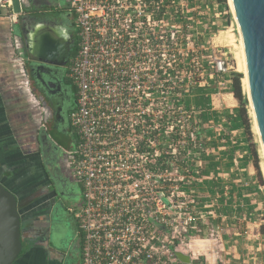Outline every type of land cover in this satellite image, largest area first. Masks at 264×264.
Wrapping results in <instances>:
<instances>
[{
    "label": "built area",
    "instance_id": "built-area-1",
    "mask_svg": "<svg viewBox=\"0 0 264 264\" xmlns=\"http://www.w3.org/2000/svg\"><path fill=\"white\" fill-rule=\"evenodd\" d=\"M184 3L71 0L79 43L68 73L77 88L71 124L79 141L67 164L84 188L75 214L82 264H203L192 244L199 247L206 228L208 239L221 238L202 188L211 138L189 99L191 88L232 67L210 58L204 79ZM0 6L12 13V0Z\"/></svg>",
    "mask_w": 264,
    "mask_h": 264
},
{
    "label": "flooded vegetation",
    "instance_id": "flooded-vegetation-1",
    "mask_svg": "<svg viewBox=\"0 0 264 264\" xmlns=\"http://www.w3.org/2000/svg\"><path fill=\"white\" fill-rule=\"evenodd\" d=\"M68 4L64 17L70 23L74 17L71 0ZM29 21L18 18L21 29L12 30L14 63H20L22 72L0 83V182L18 198L23 221V250L16 264H82L84 233L76 216L73 219L71 215L84 206V188L74 179L67 164L68 153L79 141L71 124V115L78 103L77 88L68 73L77 46L75 43L65 50V56L70 54L69 61L63 60L65 65L56 81L45 82L43 86L36 84L24 60V34L29 33ZM16 80L20 83L19 97H24L28 108L23 118L19 117L21 113L16 114L18 104L6 99L3 92L8 90V83ZM21 122L27 125L36 145L31 152L22 149L15 137L13 126ZM61 162L67 165L72 179L59 173ZM4 163L9 169L8 176L2 174ZM77 239L79 249L75 252L72 241Z\"/></svg>",
    "mask_w": 264,
    "mask_h": 264
},
{
    "label": "crops",
    "instance_id": "crops-1",
    "mask_svg": "<svg viewBox=\"0 0 264 264\" xmlns=\"http://www.w3.org/2000/svg\"><path fill=\"white\" fill-rule=\"evenodd\" d=\"M22 1L28 5L30 4L22 15V18L30 20V27L27 28L29 33L24 34L26 48L24 54L25 62L32 58L26 45L27 41H29L27 38H30L29 35L33 29L36 31L39 30L38 32L41 33L39 34L38 40L42 39V35H48L51 41L58 40L63 45L69 47L74 40L77 46L79 38L74 17L73 21L70 23L66 22L65 18L67 19V17H64V14H66L65 11L67 7H69L68 0H64L65 4H62L61 1V5L63 6L55 1L48 0ZM35 10H38V13H34ZM18 18L20 17L15 15L13 7L12 13H9L8 10L0 6V83L2 84L14 78L15 74L10 69L8 63L11 62L14 66L13 63L16 60L14 59L15 50L12 44V30L14 29V31H17L21 29L22 25L18 24ZM73 29H76V39L73 36ZM230 75H227V77H230ZM218 79L220 78L218 77ZM3 92L6 93L4 97L9 99L8 90L5 91L3 89ZM216 97L217 100H215ZM192 100L194 103L191 106L200 107L199 110L202 112V122L207 125L205 134L213 140V143H216L213 145L221 146L219 147L221 152L218 151L210 158L205 156V162L215 164V166L211 168L212 171L210 170V174L204 173L207 179L202 185L203 196L205 201H208L211 197H214L216 193L218 199L216 196L214 197L217 202L214 209L221 213L226 212L229 214L227 221H224L223 215H221L223 220H216V223L227 228L221 236L220 243L218 242L220 245H216L214 244L215 242L208 239V228H206L203 233L204 236L202 237L204 239L199 243V247H195V244H192V250L199 254L203 264H245L248 260L252 261L253 259L258 264H264V236L260 233L261 224L253 225L252 222L253 217L256 214L259 215V212L256 213L255 210L257 208V210H260L262 207L259 206H262L261 202H264L263 195H258L259 189L252 185V183H255L258 177L259 179L262 177L254 173L256 169L253 160H250L253 155L246 146L247 143L250 144V141L238 114L239 103L235 99L231 88L230 90L226 88L221 90V88H218L216 85L213 88L201 87L196 89L190 95L189 103ZM219 132L221 137H219ZM20 133H22V130H20ZM15 137L18 140L17 134ZM223 142L225 143L223 144ZM223 145H225L226 152H222ZM209 146H212V142L209 143ZM21 148L24 149V147ZM239 148L242 149L241 152L244 153L243 156L238 155L240 159H243L241 161L242 168L237 166V162L233 164V158L240 152L238 151ZM210 159L212 162H209ZM221 161L230 168H226V165L222 166L218 164ZM3 165L4 169L2 174L3 176H8L9 169H6L8 168L7 163ZM240 182L245 183V185L248 183V185L241 187L242 189L239 190L237 183ZM205 185H208V191L204 190ZM211 188H214L216 191L210 192ZM258 197L261 198V200L258 201L259 206L254 205L253 207H248L250 204L255 203L250 202V199L255 200ZM238 200L241 202H238ZM248 202H250V204ZM243 205H245L246 210L249 209V212L243 211L244 209L241 208ZM238 213H241L242 218L239 219L237 217ZM210 223L215 224L212 219H210ZM242 227H245L246 231L239 232L238 229Z\"/></svg>",
    "mask_w": 264,
    "mask_h": 264
},
{
    "label": "water",
    "instance_id": "water-1",
    "mask_svg": "<svg viewBox=\"0 0 264 264\" xmlns=\"http://www.w3.org/2000/svg\"><path fill=\"white\" fill-rule=\"evenodd\" d=\"M15 15L22 18L26 4L22 0H12ZM234 18L244 44L250 106L254 112L259 140L264 152V0H233ZM50 21V20H49ZM33 29L27 41V49L32 55L26 60L28 74L36 84L56 81L62 70L63 60L69 61L67 45ZM49 32V31H47ZM73 42L69 45L71 48ZM240 79L244 75L238 73ZM59 77V76H58ZM248 99V98H247ZM249 101V100H248ZM22 215L16 195L0 182V264H16L23 250ZM178 258L189 263V258L178 254Z\"/></svg>",
    "mask_w": 264,
    "mask_h": 264
},
{
    "label": "rangeland",
    "instance_id": "rangeland-1",
    "mask_svg": "<svg viewBox=\"0 0 264 264\" xmlns=\"http://www.w3.org/2000/svg\"><path fill=\"white\" fill-rule=\"evenodd\" d=\"M48 1H55L56 3H58L60 5H61V1H62V4H65L64 0H48ZM184 4L188 6V9H189V12H190V17H192V19L190 20V25H191V27H193V29H195L194 37L196 38V41L200 45V48L198 49L197 52L200 55H202L204 57V60H205V62H203V66H204V70H205L204 79H206L208 74H210L209 71H210V66L211 65L209 64L210 62H208V60L210 58H214V57L222 58L223 60L224 59L229 60L228 63L232 67V71L231 72H234V73H237V74L241 73V72L238 71V69H239L238 66H239V62H240V58H241V50H240V38H241V35L238 32V25H237V23L235 21L234 15H233L232 10L230 8L229 0L227 1L228 9H225V8L223 9L217 3V0H185ZM61 6H63V5H61ZM198 15H199V19H197ZM73 16H74V14H73ZM74 21H75V16H74ZM193 21L202 22L203 25L201 26V25H199L197 23L193 24ZM204 25H205V27L207 29L203 27ZM75 30L76 29H73V31H74V35L73 36L76 39V31ZM196 32H198L199 34H196ZM73 42H74V40H73ZM8 65L10 66V69L15 74H17V76L19 74H21L20 72H22V66L20 65V63H17V64L14 63V66H13L11 64V62H9ZM230 77H231V75H230ZM230 77L229 76L227 77V76L223 75L220 79H217V80L216 79L215 80H207L206 83L204 84V87L205 88H208V87L209 88H213L216 85L218 88H221V90L225 89V88L230 90V88L232 87V80H231ZM241 83H242L243 94L246 96V99H247L248 98V92L245 89V85L243 83V79H241ZM19 86H20V83L18 82V80H16L14 82L8 83L6 88L8 89L9 101H12V102L18 104V111H17L16 114L21 113L19 117L23 118L24 114H25V111H27L28 108H27V105L24 104V99H23L24 97H19V94H18ZM23 88L25 89V91H27V88H25V86H23ZM191 90H193V89L191 88ZM21 96H22V94H21ZM215 100H217V97L215 98ZM247 102H248V105H247L248 116H249V119L251 121L252 133H253V141H252V143L250 142V144H255L257 146L258 155H259V159H260L261 176H262V178L259 179V177H258L259 175H258L257 171H254L255 175H258L257 176L258 180H256L255 183H252V185H254L257 189H259V194L258 195L259 196L263 195V197H264V159L262 157V151H261L262 148H261V144H260V141H259V137L254 131V120H253V117H252L251 106H250V103H249L248 99H247ZM193 103H194V101L192 100V101H190L189 105L191 106ZM193 107H194V105H193ZM20 124L21 125L18 124V125H15L13 127L15 129V132H16L17 136H18L19 145L21 147H24V149L27 150L26 152H31L32 151L31 149H35L36 148V145L34 143L33 137L29 133L28 127H26L27 125L25 126V124L22 123V122ZM20 130H22V133H20ZM211 142H212V146H210V151L206 155V157L208 156L209 158L211 156H214V154L217 153L218 151L221 152V150H219V147H221V146L213 145V144H216L215 142L213 143V140H211ZM224 143L225 142H223V144ZM60 144L61 143L59 142V145ZM250 144L247 143L246 146H247V149L251 152V148H250L251 145ZM224 150H225V145L222 146V152H226V150L225 151ZM241 150L242 149L239 148L238 151H240V152L237 155H235V157L233 158V161H234L233 164H236L235 162H237L238 163L237 166L239 168H242L241 167V161L243 159H240V157L238 155L243 156V154H244V153L241 152ZM60 157L62 159L63 155L61 154ZM250 160L251 161L253 160V156H252V159H250ZM209 162H212L211 159L209 160ZM62 164H63V162H61L60 166H62ZM218 164H221L222 166L226 165V168H230L229 166H227V164L222 163V161L220 163H218ZM251 164H252V162H251ZM60 166H59V173L60 174L62 173L61 175H63L66 179H72L71 176H70V172H69V169H68L67 165L63 164V166L61 168H60ZM202 166H204V168H205V169H203V175H204V173L210 174V170L212 171L211 168H213L215 166V164H211V163H206L205 162ZM206 179L207 178L204 175L203 184L206 181ZM261 179H262V181H261ZM70 181L73 182V180H70ZM247 185H248V183H247ZM247 185H245V183H241V182L237 183V186H239V190L242 189L241 187H244V186H247ZM204 190H207V191L209 190L208 185H205ZM211 191L215 192L216 190L214 188H211L210 192ZM215 196L218 199V196L216 195V193H215ZM214 197H211L208 201L213 200V204L216 206L217 202L215 201ZM260 200H261V198H259V197L257 199H255V200L250 199V202H255V203L250 204V202H248L250 204L248 207H253L254 205L259 206L258 201H260ZM238 202H241V201L238 200ZM209 203H211V202H209ZM261 204H262V206L260 205L259 207H262V208L260 210H257L258 208L255 210L256 213L259 212V215L256 214L253 217V219H252L253 225L259 224V223L261 225H264V207H263L264 202L263 203L261 202ZM219 206H220V204H219ZM73 207H75V206H73ZM240 207H239V209H240ZM214 208L212 210H209L208 212L213 213L210 218L215 222V224L220 225V227H221V236H222L223 233L225 232V229H227V228L225 226H222L219 223H216V220L222 219L221 215H223L224 221H227L228 217H229V214L226 213V212L225 213H223V212L221 213V212H219L218 210H216ZM241 208L244 209L243 211L249 212V209L246 210L245 205H243ZM75 213H77V212H75ZM241 213H238L237 217L239 219L242 218ZM64 214H65V216L67 214L65 210H64ZM209 214L210 213H207V216ZM71 216L74 219L75 215L73 214ZM244 230L246 231L245 227L244 228L242 227V228L238 229L239 232H243ZM207 237L210 238L209 235ZM221 238L218 239V241H213V240L212 241L215 242L214 244L217 245V244L220 243ZM213 242H211V243H213ZM72 243H73L72 245H73L74 251L78 252V249H79L78 239L75 240V241L73 240ZM249 263L258 264V263H256V261L254 259L252 261L248 260L247 263L245 262V264H249Z\"/></svg>",
    "mask_w": 264,
    "mask_h": 264
},
{
    "label": "trees",
    "instance_id": "trees-1",
    "mask_svg": "<svg viewBox=\"0 0 264 264\" xmlns=\"http://www.w3.org/2000/svg\"><path fill=\"white\" fill-rule=\"evenodd\" d=\"M227 1L228 0H217V3L223 9L224 8L228 9ZM78 43H79V40L77 41V49H78ZM77 49H76V51H77ZM76 51H75V53H76ZM230 74H231V80H232L231 90H232V93H233L235 99L239 103L238 114H239V117L241 118V122H242V125L244 127L245 133H246L249 141L252 143L253 133H252L251 121L249 119L248 110H247L248 102H247L246 96L243 94L241 79L237 73L231 72ZM196 89H198V88H196ZM196 89L191 90V93L194 92ZM251 154L253 155L254 167H255L258 175L261 176L260 159H259V155H258V149H257V146L255 144H251ZM260 233H261V235L264 236V225H261Z\"/></svg>",
    "mask_w": 264,
    "mask_h": 264
},
{
    "label": "bare ground",
    "instance_id": "bare-ground-1",
    "mask_svg": "<svg viewBox=\"0 0 264 264\" xmlns=\"http://www.w3.org/2000/svg\"><path fill=\"white\" fill-rule=\"evenodd\" d=\"M229 5H230V8H231L232 12L234 13L233 0H229ZM238 32L240 33L239 29H238ZM240 35H241V33H240ZM240 50H241V58H240L239 66H238L239 67L238 71L241 72L244 75L243 83L245 85V89L248 92V100L250 102L249 87H248V80H247V67H246L244 44H243L242 37L240 38ZM251 113H252V117H253V120H254V131L259 137L257 125H256V122H255L254 112H253L252 108H251ZM261 151H262V157L264 159L263 149Z\"/></svg>",
    "mask_w": 264,
    "mask_h": 264
}]
</instances>
